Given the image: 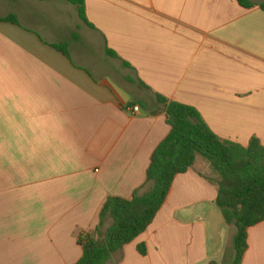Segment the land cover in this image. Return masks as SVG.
<instances>
[{
  "label": "crops",
  "instance_id": "obj_1",
  "mask_svg": "<svg viewBox=\"0 0 264 264\" xmlns=\"http://www.w3.org/2000/svg\"><path fill=\"white\" fill-rule=\"evenodd\" d=\"M251 1L85 0L83 20L67 0H0V264H76L107 199L150 189L171 130L157 94L264 146V0ZM199 157L111 264L229 263L236 227ZM247 244L242 264H264V222Z\"/></svg>",
  "mask_w": 264,
  "mask_h": 264
},
{
  "label": "trees",
  "instance_id": "obj_2",
  "mask_svg": "<svg viewBox=\"0 0 264 264\" xmlns=\"http://www.w3.org/2000/svg\"><path fill=\"white\" fill-rule=\"evenodd\" d=\"M67 1L79 8L83 20L87 19L85 0ZM237 1L245 9L255 7L251 0ZM260 7L264 10V4ZM6 21L17 24L15 17ZM55 48L68 55L66 47ZM154 106L166 114L171 130L151 156L147 171L150 189L144 194L136 193L132 200L107 199L96 229L78 237L83 255L76 264L119 262L124 248L152 225L176 177L192 169L198 156L207 160L218 175L216 179L208 178L218 188L215 204L225 222L236 227L230 264H242L248 230L264 222V146L256 137L247 146L221 139L194 107L158 94ZM138 251L143 256L147 254L144 244L138 246Z\"/></svg>",
  "mask_w": 264,
  "mask_h": 264
},
{
  "label": "rangeland",
  "instance_id": "obj_3",
  "mask_svg": "<svg viewBox=\"0 0 264 264\" xmlns=\"http://www.w3.org/2000/svg\"><path fill=\"white\" fill-rule=\"evenodd\" d=\"M198 159H202V157H199ZM205 161V160H204ZM215 175H217L216 173H214ZM218 176V175H217ZM208 178H210V179H214V178H212V176L211 175H208ZM109 225V224H108ZM108 225H107V227H108ZM232 249H233V244H232ZM231 249V250H232ZM219 264H230V261H229V263L227 262V263H219Z\"/></svg>",
  "mask_w": 264,
  "mask_h": 264
},
{
  "label": "built area",
  "instance_id": "obj_4",
  "mask_svg": "<svg viewBox=\"0 0 264 264\" xmlns=\"http://www.w3.org/2000/svg\"><path fill=\"white\" fill-rule=\"evenodd\" d=\"M139 110H140V108H139L138 106H133V108H132V112H133V114L138 113Z\"/></svg>",
  "mask_w": 264,
  "mask_h": 264
}]
</instances>
